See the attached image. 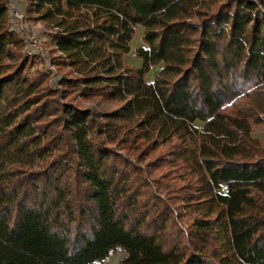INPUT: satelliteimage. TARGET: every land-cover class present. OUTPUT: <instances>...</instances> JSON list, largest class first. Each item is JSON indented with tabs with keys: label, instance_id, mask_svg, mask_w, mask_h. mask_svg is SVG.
Returning a JSON list of instances; mask_svg holds the SVG:
<instances>
[{
	"label": "trees",
	"instance_id": "16d2710c",
	"mask_svg": "<svg viewBox=\"0 0 264 264\" xmlns=\"http://www.w3.org/2000/svg\"><path fill=\"white\" fill-rule=\"evenodd\" d=\"M28 1L60 75L0 0V264H264V0Z\"/></svg>",
	"mask_w": 264,
	"mask_h": 264
},
{
	"label": "rangeland",
	"instance_id": "374dc122",
	"mask_svg": "<svg viewBox=\"0 0 264 264\" xmlns=\"http://www.w3.org/2000/svg\"><path fill=\"white\" fill-rule=\"evenodd\" d=\"M26 7H27L26 12H27L28 5ZM37 16H38L37 13H33V15H28V13H27V17H28L30 23L40 30L41 36H42L43 42H44V47L48 51L49 56H48V61H46V59H44V57L40 56V55H37L34 57L30 56L31 58L34 59V63L30 69V75L33 76L38 71H41V70L49 71L50 77H51L50 80L53 83L54 82L53 81L54 75L57 74V77H59V75H60L57 68L52 64V56H51L50 48L52 46V40H53L52 35L53 34H52L51 30H49L46 27L45 22L36 19ZM142 32H143V28L138 27L135 38L132 41V51L130 52V54H128L125 57L126 62L132 66H139L141 64V60L138 58V56L136 54V49L140 46H144V42L142 40ZM161 67H162V65L160 64V65L154 66L152 68L151 72L147 76L148 81L154 80V76L158 73V71L160 70ZM81 102L84 106L92 108L95 111H98L100 113L108 112V111L117 109L121 104V103L116 102V101H114V102L104 101L102 99H97V98L87 100V101L82 100ZM100 118L103 119V117H100ZM196 124L199 127L202 125L200 122H197ZM252 134L255 138H258V139H261L262 141H264V122L254 124ZM168 166L169 165H165L163 167H153V169H152L153 175L156 176L162 172L166 173L167 169L170 168ZM174 171H176V170H174ZM221 190L225 191L224 188ZM126 255H127L126 250L122 246H117L116 248L109 251V254L107 255V257L105 259L97 261L96 264H120V261Z\"/></svg>",
	"mask_w": 264,
	"mask_h": 264
},
{
	"label": "built area",
	"instance_id": "2783aa9c",
	"mask_svg": "<svg viewBox=\"0 0 264 264\" xmlns=\"http://www.w3.org/2000/svg\"><path fill=\"white\" fill-rule=\"evenodd\" d=\"M11 26L26 43L25 54L28 56H43L48 61L49 53L44 47L43 38L38 28L32 25L27 17V12L14 8L11 10ZM51 67V66H50ZM57 74L54 75V83L57 82Z\"/></svg>",
	"mask_w": 264,
	"mask_h": 264
},
{
	"label": "crops",
	"instance_id": "0c3cea01",
	"mask_svg": "<svg viewBox=\"0 0 264 264\" xmlns=\"http://www.w3.org/2000/svg\"><path fill=\"white\" fill-rule=\"evenodd\" d=\"M10 11L14 8L25 11L28 5V0H9Z\"/></svg>",
	"mask_w": 264,
	"mask_h": 264
}]
</instances>
